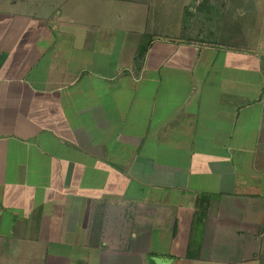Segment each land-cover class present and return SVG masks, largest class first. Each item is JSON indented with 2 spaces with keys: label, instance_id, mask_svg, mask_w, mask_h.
<instances>
[{
  "label": "crops",
  "instance_id": "0c3cea01",
  "mask_svg": "<svg viewBox=\"0 0 264 264\" xmlns=\"http://www.w3.org/2000/svg\"><path fill=\"white\" fill-rule=\"evenodd\" d=\"M199 2L0 0V264H264V43Z\"/></svg>",
  "mask_w": 264,
  "mask_h": 264
},
{
  "label": "rangeland",
  "instance_id": "374dc122",
  "mask_svg": "<svg viewBox=\"0 0 264 264\" xmlns=\"http://www.w3.org/2000/svg\"><path fill=\"white\" fill-rule=\"evenodd\" d=\"M130 1L134 4H138L140 7L142 5V7L149 8V16H151L152 20L148 25L149 29L160 33H167V31H164L167 16L172 17L171 23L174 28V26H176L175 24L179 23V21L176 20V17L179 16V14L182 15L183 12L184 14H188L190 9H192L191 4L189 3L191 0ZM199 4L201 5H197V7L201 8L202 16L207 17L209 20L215 19V16L218 20L223 18L226 19V16L234 14V22L229 25L230 28H233L235 34L239 33L242 29L241 26H243V32L245 34L243 35L247 42L249 39L252 40L255 37V34L259 32L258 36H260L261 42L264 43V0H202ZM235 4L239 5L238 9H244L245 13H240L238 9L236 10ZM242 18L245 19L244 22L241 21ZM174 21H176V23ZM219 24H223V22L221 23L220 21ZM256 39L255 43L259 40Z\"/></svg>",
  "mask_w": 264,
  "mask_h": 264
}]
</instances>
